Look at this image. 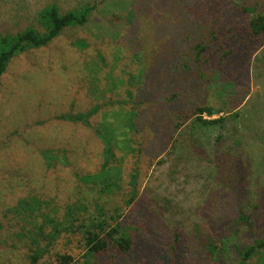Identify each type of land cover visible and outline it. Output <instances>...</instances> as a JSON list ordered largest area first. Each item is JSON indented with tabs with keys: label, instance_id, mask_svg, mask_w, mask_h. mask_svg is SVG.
I'll return each mask as SVG.
<instances>
[{
	"label": "rangeland",
	"instance_id": "rangeland-1",
	"mask_svg": "<svg viewBox=\"0 0 264 264\" xmlns=\"http://www.w3.org/2000/svg\"><path fill=\"white\" fill-rule=\"evenodd\" d=\"M49 3L61 11L95 8L85 26L16 56L1 77L0 264H32L34 254L33 264H61L63 253L74 256L69 264H83L79 232H62L42 248V220L14 210L31 196L50 201L43 211L58 217L67 205H85V219L96 205L107 213L120 206L133 247L110 248L98 264H234L233 245L264 239V42L248 30L264 0H0V35L27 25L42 31L37 13ZM77 39L86 46L72 45ZM197 43L208 47L199 62ZM198 104L222 109L212 118L224 121L197 127L188 112ZM92 107L89 126L58 118ZM130 109L137 140L126 154L115 146L117 186L87 188L82 176L103 162L94 128L107 123L121 138L119 122ZM177 134L181 149L170 154ZM43 149L66 159L47 166ZM133 168L138 192L125 205ZM240 207L253 228L234 233ZM215 236L228 240L226 251H209Z\"/></svg>",
	"mask_w": 264,
	"mask_h": 264
},
{
	"label": "trees",
	"instance_id": "trees-1",
	"mask_svg": "<svg viewBox=\"0 0 264 264\" xmlns=\"http://www.w3.org/2000/svg\"><path fill=\"white\" fill-rule=\"evenodd\" d=\"M101 2L105 0H100ZM95 8V5L89 3L83 4L78 8L61 11L55 3H49L44 6L37 13V23L42 27L39 31L32 25H27L23 30L16 33H5L0 35V83L3 73L6 71L8 64L16 56L23 54L31 49H37L47 46L53 39L68 28H76L85 26ZM243 11H246L243 8ZM111 23V21H110ZM248 30L255 39H259L260 44L264 42V12H257L248 22ZM72 45L77 48H83L86 43L83 39H77L72 42ZM208 49L207 46L197 43L194 47L195 56L194 61H202L200 54ZM206 60V55H204ZM176 96V95H175ZM174 97V96H173ZM98 111V107H92L83 112L76 113H62L58 118L70 122H80L86 126L90 125L89 118ZM222 112L220 108H213L208 105H195L188 116L195 115L193 124L202 129L208 126L220 125L223 117L212 118ZM136 112L133 109L124 112V117L119 122V130L109 127V124L104 123L99 128H94L95 134L102 142L103 162L99 170L93 174L83 175L84 182L88 188L89 184H94L100 187V192L110 193L114 187L117 186V180L120 179L121 166L117 163V155L115 146L127 152L134 151L132 143L137 140L135 134L138 129L135 127L134 115ZM206 116V117H205ZM102 128V129H101ZM180 135H176L170 145V154L181 148ZM63 152V151H62ZM59 150L43 149L40 155L47 166L58 159H66V155H59ZM137 177L138 170L133 168L129 174V193L125 205L132 203L137 196ZM50 201H43L36 196H31L27 199H21L14 210L22 215L36 220L40 218L41 224L38 225V234L43 240H46L45 247L47 248L51 243L62 233H80L83 245L82 262L83 264H98V256L105 253L108 249L113 248L122 253L128 252L134 244V238L127 227L119 220L121 217L120 206L114 207L110 213L104 211L103 207L96 205V215H91L88 219L82 216L81 211L85 209V205H67L61 217L57 214L51 215L49 212L43 211L42 205L49 208ZM25 216V217H27ZM81 218V219H79ZM79 221V222H78ZM50 227V231L45 232V226ZM240 225L253 228V221L249 213L238 209L237 216L233 220L231 228L234 233ZM222 236H229L228 231L220 232ZM34 237L32 242L38 248L40 253L41 247L39 245L38 237ZM226 242H225V241ZM220 240L219 237H211L208 243V249L211 253H218L227 250V239ZM222 243L220 249L216 250L217 243ZM232 251L236 253V261L234 264H250L253 257L259 259V264H264V239L255 238L253 243L235 244ZM40 255V254H39ZM39 255H31V263L33 264ZM61 264H69L74 261V256L69 253L58 255Z\"/></svg>",
	"mask_w": 264,
	"mask_h": 264
}]
</instances>
